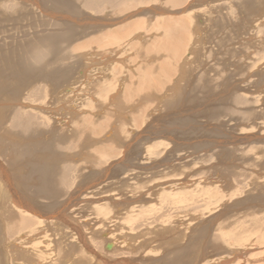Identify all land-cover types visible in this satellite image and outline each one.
Here are the masks:
<instances>
[{
	"label": "rangeland",
	"instance_id": "1",
	"mask_svg": "<svg viewBox=\"0 0 264 264\" xmlns=\"http://www.w3.org/2000/svg\"><path fill=\"white\" fill-rule=\"evenodd\" d=\"M0 264H264V0H0Z\"/></svg>",
	"mask_w": 264,
	"mask_h": 264
},
{
	"label": "bare ground",
	"instance_id": "2",
	"mask_svg": "<svg viewBox=\"0 0 264 264\" xmlns=\"http://www.w3.org/2000/svg\"><path fill=\"white\" fill-rule=\"evenodd\" d=\"M6 190V189H5ZM11 190V189H10ZM8 192V191H7Z\"/></svg>",
	"mask_w": 264,
	"mask_h": 264
},
{
	"label": "water",
	"instance_id": "3",
	"mask_svg": "<svg viewBox=\"0 0 264 264\" xmlns=\"http://www.w3.org/2000/svg\"><path fill=\"white\" fill-rule=\"evenodd\" d=\"M112 262V261H111Z\"/></svg>",
	"mask_w": 264,
	"mask_h": 264
}]
</instances>
